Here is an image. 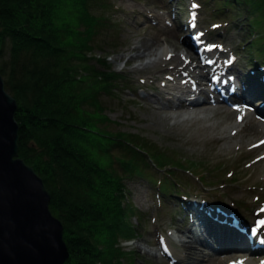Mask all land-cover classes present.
<instances>
[{"label":"trees","instance_id":"16d2710c","mask_svg":"<svg viewBox=\"0 0 264 264\" xmlns=\"http://www.w3.org/2000/svg\"><path fill=\"white\" fill-rule=\"evenodd\" d=\"M238 1L252 16L250 34L264 23V0ZM98 8H109L107 1L0 0V75L16 102L17 157L49 194L68 252L64 264H124L128 253L118 239L135 235L125 181H151L156 170L163 172L159 189L169 192L167 176L176 181L173 173L188 169L182 157L110 130L101 98H112L122 77L105 58L95 60L102 69L90 61L98 30L114 26Z\"/></svg>","mask_w":264,"mask_h":264},{"label":"rangeland","instance_id":"374dc122","mask_svg":"<svg viewBox=\"0 0 264 264\" xmlns=\"http://www.w3.org/2000/svg\"><path fill=\"white\" fill-rule=\"evenodd\" d=\"M106 1L109 8H98V14L105 15L114 26L98 30L90 61L96 68L102 69L95 60L105 58L106 66L119 72L124 80L119 82L117 87L114 86L116 87L115 95L112 98L106 96L101 98L104 112L109 119L110 130L138 135L159 146L169 156L175 154L182 157V161L194 163L195 166L187 165V168L191 170L193 167L206 168L208 173L202 181L183 170L173 173V177L180 183L175 184L176 187L180 186L179 189L187 196L186 202L200 204L201 202L195 196L196 193H199L201 198L218 195L227 206L232 201L234 205L237 204L240 209H243L244 213L239 215L249 220V224L258 230L259 243L263 245L264 224L255 221L254 218L251 219L249 212L256 207L255 215L264 218V144L258 149H251L252 145L264 140V133L255 129L253 118L245 117L246 119L240 120L234 112L229 110L224 111L218 107L206 110V105L202 104L191 109L181 107L179 104L177 106V98L172 96L171 100H168L165 98V93L161 92L165 91V88L159 85L161 80L156 77L163 78L164 73L158 72L159 63L155 66H144L143 64L152 56L140 59L130 58L134 55L132 49L136 42L157 40L155 53L159 57L163 53L172 55L173 59L167 60L166 64L173 65L174 56L182 54L184 43V39H180L181 37L175 34V27L179 29L177 17L180 18L181 30L184 27L188 28L187 17H192L196 22L195 29L205 30L207 41L214 42L218 37V39L222 37L230 50L241 52L243 51L241 44L255 39V33L249 36L243 34L242 27L244 29L246 27L243 24L247 23V19L252 18L251 15H246L245 5L238 0H230L232 4L228 6L229 9H226V5L220 0ZM191 1L197 3L193 12L189 11ZM174 5L178 9L176 14L171 15V10L176 7ZM263 27L264 23L261 26L256 24L254 30L260 35L264 30ZM219 32L224 35L221 36ZM253 47L250 53L258 48V44ZM260 56L264 57V53L261 52ZM194 75L193 78H195ZM162 173L153 170L150 173L151 181L145 178L125 181L128 191L127 202L131 207L127 222L134 228L135 235L130 240L118 239V247L128 253V257L123 255L121 261L126 264L133 258L131 264H175L172 263V257L169 258L162 253L161 245L165 242H169L174 249L184 244L197 247V250L203 253L224 255L229 252L232 254L233 251L228 248L235 246L236 235L226 230V225L223 227L227 234L222 233L220 231L222 229L215 233L217 237L223 235L220 240L207 234L211 249L200 245L202 240L193 241L192 237L184 234L183 230L186 231L190 226L187 221L189 215L184 213L187 203L178 204L182 199L173 198V196V199L160 198L162 202L157 199V192L160 196V191L156 190L155 183L152 181L161 178ZM167 178L171 180L168 176ZM202 212L204 215L199 213L201 218L204 216L209 218L207 214L210 212L205 206ZM195 215H190V219ZM202 226H197L198 235H201L197 236L200 239L203 234L199 229ZM211 226L209 224L202 228ZM254 237H256L255 234ZM184 239L190 242H184ZM168 246L166 245L167 248L170 247ZM174 249L172 251L175 252ZM256 250L259 251L261 248L254 249V252ZM237 253L232 256L242 255L240 256L243 259L241 264H264V252L261 255H251L245 250ZM192 259L189 258L186 264H192L194 262ZM177 262L176 264H183L178 260Z\"/></svg>","mask_w":264,"mask_h":264},{"label":"water","instance_id":"95a60500","mask_svg":"<svg viewBox=\"0 0 264 264\" xmlns=\"http://www.w3.org/2000/svg\"><path fill=\"white\" fill-rule=\"evenodd\" d=\"M15 99L0 75V264H64L62 225L41 178L17 157Z\"/></svg>","mask_w":264,"mask_h":264},{"label":"bare ground","instance_id":"6f19581e","mask_svg":"<svg viewBox=\"0 0 264 264\" xmlns=\"http://www.w3.org/2000/svg\"><path fill=\"white\" fill-rule=\"evenodd\" d=\"M167 43V42H166ZM169 43V42H168ZM157 44V40H152L151 42H142L141 40L136 42L134 44V47L132 49V51H134V55L130 58H134V59H140V58H143V57H146V56H152V58L145 64H143L144 66L145 65H148V66H152V65H156L159 63V70L158 72L160 73H167L168 75L163 77V78H160V77H156V79H160L164 84L167 82V81H172L173 78L170 77V75H174L175 73L178 74V75H182V74H185L186 76L188 75L190 78H193V76L190 75V72H195L194 74V77H199L201 78L202 75H200L201 73H198V71H192V70H187V63L184 62L183 60V55H175L174 56V60H175V64L171 65V64H166V61L171 59L172 56L169 55L167 56L166 53H163L160 57L157 55V53H155V46ZM177 54V53H176ZM173 59V58H172ZM198 59L196 57H189V61L188 62H195L197 61ZM217 62V63H216ZM214 64H217V67L214 69L215 72H217V70H221L220 68V65H221V62H218V60L215 61ZM153 68V67H152ZM156 71V70H155ZM190 71V72H189ZM152 74V73H151ZM158 75V73H156ZM219 74V72H218ZM162 76V75H161ZM139 80V79H138ZM175 80V78H174ZM160 82V81H159ZM173 82H176V81H173ZM151 83V82H150ZM155 83V82H154ZM142 85V84H141ZM177 85V84H176ZM221 85V86H220ZM218 85L224 92V96H229L231 98L234 99V101L232 102H238V101H241V102H245V103H249L248 102V99H246L245 97H243L239 90H238V87L236 86L235 83H231V82H221V84ZM163 88V87H162ZM148 89V88H147ZM168 92V97H170L169 95V90L170 89H167ZM162 94V93H161ZM159 95V94H158ZM163 96V95H162ZM159 99V98H158ZM149 100V99H148ZM171 100V99H170ZM177 100V99H176ZM162 103V102H161ZM175 104V102H174ZM173 104V105H174ZM194 105H197V104H194ZM148 106V104H147ZM178 106V105H177ZM182 106V105H180ZM193 106V105H192ZM175 107V106H174ZM199 107V106H198ZM240 108H243L242 106H239ZM192 108V107H191ZM190 109V108H188ZM166 110V109H165ZM184 110V109H183ZM196 112H197V109H195ZM208 110V108L206 109ZM163 111V110H162ZM188 111V110H187ZM199 111V110H198ZM205 111V110H204ZM181 112V111H180ZM190 112V111H189ZM193 112V111H192ZM195 112V113H196ZM229 112V111H228ZM205 113V112H204ZM230 113V112H229ZM176 116V115H175ZM228 116V115H227ZM231 116V115H230ZM246 116L250 117L249 114H246ZM192 117V116H191ZM175 118V117H174ZM246 119V118H245ZM244 119V120H245ZM257 119V118H256ZM192 120V119H191ZM190 120V121H191ZM194 120V119H193ZM199 120V119H198ZM258 120V119H257ZM248 121V120H247ZM197 122V121H196ZM251 122V121H249ZM254 123V127L255 128H261L259 129L260 131H263L264 130V127L261 123L259 122H255L253 121ZM252 126V125H251ZM254 129V128H253ZM264 160V159H263ZM198 201V200H197ZM203 213V212H202ZM204 215V214H203ZM192 219V218H191ZM205 221L204 219H202V222L201 224H204ZM195 224H197V220L195 221ZM241 226L247 231L249 232L247 226H246V223L245 222H242ZM202 227H205V226H202ZM200 227L199 231L203 234L202 235V238H198V229L195 228L193 229V232L195 235H193L194 237V240H198V241H201L199 244L200 245H204L208 248L211 249V245H210V240L207 236V234L211 235L210 237H216L220 240V237L218 236H215V233L213 230L211 229H208V228H202ZM243 234L246 236L248 235V233L246 232H243ZM198 235V236H197ZM201 236V235H200ZM227 237V236H226ZM237 237V236H236ZM254 238V237H253ZM256 239V237H255ZM231 240V239H230ZM229 242V241H228ZM237 244H235V246L238 245V241H236ZM223 244V243H222ZM213 245V244H212ZM218 245V244H217ZM169 247V246H168ZM227 247V246H226ZM229 247V246H228ZM243 247V246H242ZM165 248L168 250V252L172 253V256H174V263H178V261L180 262H183V264H186V262L188 261V259L190 258V260L193 258L194 259V262L192 264H232V263H235V264H241L242 263V258H240V256L242 255H236V257H233L231 253L227 252V254L225 253L224 255L222 254H217V255H214L215 253L213 254H208V253H203L202 251L200 250H197V247H190V246H187V245H184V244H181L179 245V248H172L171 246L169 248L166 247L165 245ZM221 248V247H220ZM219 248V249H220ZM239 248V247H238ZM241 248V247H240ZM175 250L172 251V250ZM243 249H247V250H251L250 248H243ZM225 250V249H223ZM245 250V251H247ZM237 251V250H235ZM240 251V250H239ZM241 254V253H240ZM234 255V254H233ZM192 259V260H193ZM241 259V260H240ZM191 262V261H190Z\"/></svg>","mask_w":264,"mask_h":264},{"label":"snow or ice","instance_id":"6c2138e0","mask_svg":"<svg viewBox=\"0 0 264 264\" xmlns=\"http://www.w3.org/2000/svg\"><path fill=\"white\" fill-rule=\"evenodd\" d=\"M193 7L195 8V7H197L196 5H193ZM262 143H264V141H262ZM261 223H264V222H261Z\"/></svg>","mask_w":264,"mask_h":264}]
</instances>
